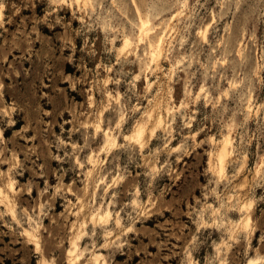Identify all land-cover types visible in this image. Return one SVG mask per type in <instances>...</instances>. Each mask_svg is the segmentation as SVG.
<instances>
[{
  "label": "rangeland",
  "instance_id": "rangeland-1",
  "mask_svg": "<svg viewBox=\"0 0 264 264\" xmlns=\"http://www.w3.org/2000/svg\"><path fill=\"white\" fill-rule=\"evenodd\" d=\"M72 263L264 264V0H0V264Z\"/></svg>",
  "mask_w": 264,
  "mask_h": 264
},
{
  "label": "bare ground",
  "instance_id": "bare-ground-1",
  "mask_svg": "<svg viewBox=\"0 0 264 264\" xmlns=\"http://www.w3.org/2000/svg\"><path fill=\"white\" fill-rule=\"evenodd\" d=\"M147 24L146 23H143L142 25H141V27L144 29V27L146 26ZM127 43H128V41L126 40L125 41V45L127 46ZM161 44H162V41H161V39L160 40H158L157 41V43H156V45L155 46H152V48L151 49H153L152 50V56L154 57L157 53L158 54H160V52H161ZM140 134V133H139ZM224 154V153H223ZM260 166V165H259ZM73 264V263H72Z\"/></svg>",
  "mask_w": 264,
  "mask_h": 264
}]
</instances>
